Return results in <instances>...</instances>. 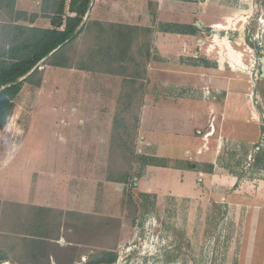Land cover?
Wrapping results in <instances>:
<instances>
[{
    "label": "rangeland",
    "instance_id": "1",
    "mask_svg": "<svg viewBox=\"0 0 264 264\" xmlns=\"http://www.w3.org/2000/svg\"><path fill=\"white\" fill-rule=\"evenodd\" d=\"M224 2L239 14V33L230 35L243 49L241 111L233 131L241 136L221 141L216 166H185L196 173L185 184L189 197L173 195L142 173L146 166L138 164L145 157L134 154L133 108L118 105L110 123L87 122L100 112L76 105L73 95L86 92L72 88L86 80L55 70L47 60L36 66L38 74L23 83L0 129V167L11 166L12 174L23 166H46V207L29 205L19 179L13 187L2 171L0 264H47L25 255L23 236L33 229L34 213L52 238L46 246L50 264H86L105 251L117 253L114 264H264V0ZM54 6L51 0H0V52L25 51L33 30L50 22ZM10 55L2 61L15 62ZM94 138L104 146L96 152ZM125 177L126 183H117Z\"/></svg>",
    "mask_w": 264,
    "mask_h": 264
},
{
    "label": "crops",
    "instance_id": "2",
    "mask_svg": "<svg viewBox=\"0 0 264 264\" xmlns=\"http://www.w3.org/2000/svg\"><path fill=\"white\" fill-rule=\"evenodd\" d=\"M70 2L65 0L63 20L75 17ZM238 15L224 0H89L76 37L50 53L65 49L70 65L53 68L86 80L72 88L86 92L73 95L76 105L100 112L88 115L87 122L110 123L118 105L133 108L134 154L147 159L138 164L146 166L142 173L173 195L189 197V191L183 195L185 184L191 185L196 173L185 166H216L221 141L240 135L233 131L234 115L241 111L243 49L230 35L239 33ZM42 29H52L51 23ZM94 141V152L104 147ZM160 160L168 167L150 163ZM10 167H0V175L6 171L13 187L18 178L29 205L45 208L46 166H23L12 174Z\"/></svg>",
    "mask_w": 264,
    "mask_h": 264
},
{
    "label": "trees",
    "instance_id": "3",
    "mask_svg": "<svg viewBox=\"0 0 264 264\" xmlns=\"http://www.w3.org/2000/svg\"><path fill=\"white\" fill-rule=\"evenodd\" d=\"M51 1L55 2L53 11L49 13L52 29L39 28L33 30L36 32V35L32 40H26L22 46V49L25 51L15 56L10 55L11 50L9 52L8 50L0 52V61H2L3 55H10V59L15 61L11 63L0 62V129L4 127L7 117L11 115L13 109L12 101L22 88L23 83H29L30 79L35 74H38L35 68L40 62L47 60V64L52 67L67 68L70 65L69 61H67L68 58L64 55L65 49L62 48L51 56L50 53L65 41L76 37V31L82 22V17L87 10L89 0H71L70 11L75 13V17H66L64 20L65 0ZM62 24H64V28L63 30H59ZM21 78H24V80L19 81ZM146 160V158L143 159L144 163H146ZM150 163L158 165L156 167H168L161 160ZM126 182L127 177L117 183ZM42 222L43 218H41V215L34 213L32 222L30 223V225H34L33 229H31L29 234H26L27 236L25 234L23 236L27 239L24 242L29 244L25 255H29L33 260H36L40 256V258L46 260L47 264H50L52 255L48 253L46 246L51 243L50 240L52 238L48 237ZM116 259L117 253L115 251H105L101 254L100 258L89 260L86 264H114Z\"/></svg>",
    "mask_w": 264,
    "mask_h": 264
},
{
    "label": "water",
    "instance_id": "4",
    "mask_svg": "<svg viewBox=\"0 0 264 264\" xmlns=\"http://www.w3.org/2000/svg\"><path fill=\"white\" fill-rule=\"evenodd\" d=\"M260 62H261V64H264V59L261 58ZM263 76H264V67L261 68V77H263Z\"/></svg>",
    "mask_w": 264,
    "mask_h": 264
}]
</instances>
